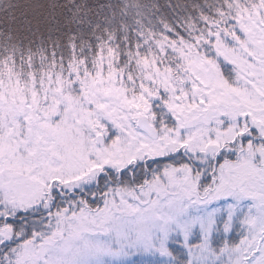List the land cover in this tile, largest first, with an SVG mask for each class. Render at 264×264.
<instances>
[{
	"label": "snow or ice",
	"instance_id": "obj_1",
	"mask_svg": "<svg viewBox=\"0 0 264 264\" xmlns=\"http://www.w3.org/2000/svg\"><path fill=\"white\" fill-rule=\"evenodd\" d=\"M0 264H264V0H0Z\"/></svg>",
	"mask_w": 264,
	"mask_h": 264
}]
</instances>
